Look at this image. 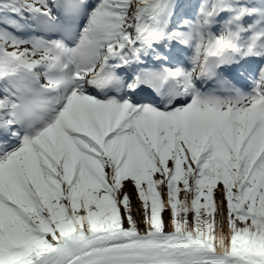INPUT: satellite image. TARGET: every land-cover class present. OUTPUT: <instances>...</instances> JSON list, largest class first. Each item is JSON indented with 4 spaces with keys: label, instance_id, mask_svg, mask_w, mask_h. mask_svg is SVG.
Segmentation results:
<instances>
[{
    "label": "snow or ice",
    "instance_id": "6c2138e0",
    "mask_svg": "<svg viewBox=\"0 0 264 264\" xmlns=\"http://www.w3.org/2000/svg\"><path fill=\"white\" fill-rule=\"evenodd\" d=\"M0 264H264V0H0Z\"/></svg>",
    "mask_w": 264,
    "mask_h": 264
},
{
    "label": "rangeland",
    "instance_id": "374dc122",
    "mask_svg": "<svg viewBox=\"0 0 264 264\" xmlns=\"http://www.w3.org/2000/svg\"><path fill=\"white\" fill-rule=\"evenodd\" d=\"M138 219H139V216H138Z\"/></svg>",
    "mask_w": 264,
    "mask_h": 264
}]
</instances>
